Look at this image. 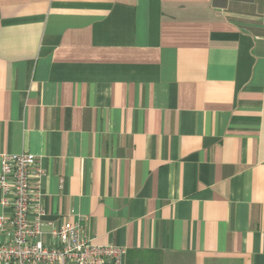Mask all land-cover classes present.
Returning a JSON list of instances; mask_svg holds the SVG:
<instances>
[{
	"label": "crops",
	"instance_id": "obj_1",
	"mask_svg": "<svg viewBox=\"0 0 264 264\" xmlns=\"http://www.w3.org/2000/svg\"><path fill=\"white\" fill-rule=\"evenodd\" d=\"M0 153L40 159L44 232L264 264V0H0Z\"/></svg>",
	"mask_w": 264,
	"mask_h": 264
},
{
	"label": "built area",
	"instance_id": "obj_2",
	"mask_svg": "<svg viewBox=\"0 0 264 264\" xmlns=\"http://www.w3.org/2000/svg\"><path fill=\"white\" fill-rule=\"evenodd\" d=\"M44 177L35 155L0 153V205L11 212L0 264H125L126 249L93 244L79 223L63 220L44 232ZM4 223L0 216V231Z\"/></svg>",
	"mask_w": 264,
	"mask_h": 264
}]
</instances>
